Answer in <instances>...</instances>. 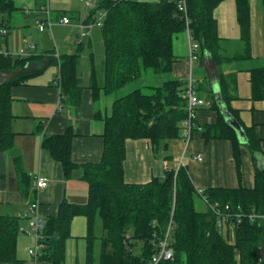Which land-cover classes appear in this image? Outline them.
<instances>
[{
  "label": "trees",
  "instance_id": "obj_1",
  "mask_svg": "<svg viewBox=\"0 0 264 264\" xmlns=\"http://www.w3.org/2000/svg\"><path fill=\"white\" fill-rule=\"evenodd\" d=\"M224 0H187L186 19L192 42L198 44V54L207 53L218 67L221 60L250 59L249 0H235L236 18L240 30L242 52L223 58L217 35L214 9ZM99 9L106 16L99 34L103 43L101 70L92 71L89 89L94 100L100 92L112 99L108 116L103 121V149L98 163L78 165L71 158L75 136L71 127L62 134L43 138L41 147L59 163L62 175L69 180L80 170V179L87 185L85 204L62 201L55 216L40 219L41 250L39 264H65L66 243L71 238V223L75 217L86 221L85 258L83 264H146L153 254L151 241L169 224L172 214L173 259L161 264H264V220L250 222L248 214L264 215V168H255L252 188L239 185L233 189L203 190L210 204L229 206L232 219L218 229L210 212L195 207L197 189L185 167L163 169V177H154L145 184L124 181L125 142L148 140L154 151L176 140H182V122L186 119L185 84L171 77L177 61L173 54L174 35L186 30V19L171 0H100ZM15 11L11 0H0V14ZM95 11H91L93 20ZM32 58L11 57L0 53V154L11 151L14 133L11 131V90L28 85L52 64L58 66L56 87L61 101L76 107L81 97V79L76 75V56L47 57L37 67ZM253 100L264 98V68L250 69ZM149 72V73H148ZM152 75L156 81L151 79ZM220 97L233 117L230 107L235 98L234 86L227 75L218 74ZM141 82L136 89L121 94L131 83ZM217 121L204 127L205 143L226 140L239 181L242 179L240 142L234 130L225 123L214 101ZM236 120V119H235ZM237 121V120H236ZM197 130L196 123L194 121ZM240 124V122H239ZM43 125L39 127V130ZM244 147L252 159L261 154L260 141L253 130L244 129ZM17 163V174L23 183L27 175ZM242 215L237 223L234 216ZM97 220L101 231L96 233ZM19 218L0 216V264H23L17 259L16 239ZM232 233V236H231ZM131 247L138 248L131 252Z\"/></svg>",
  "mask_w": 264,
  "mask_h": 264
},
{
  "label": "crops",
  "instance_id": "obj_2",
  "mask_svg": "<svg viewBox=\"0 0 264 264\" xmlns=\"http://www.w3.org/2000/svg\"><path fill=\"white\" fill-rule=\"evenodd\" d=\"M15 11L10 15L0 14V52H8L12 43L17 44L18 52L23 47L29 49L32 66L37 67L50 59L60 56H76V75L81 79V97L75 107L61 101L56 87L58 66L52 64L51 70L29 81L28 85L14 87L11 113V131L15 134L11 151L0 154V216L19 218V233L16 239L17 259L23 264H35L29 256L37 240L32 232V213L29 206L37 203L38 219L55 216L62 201L70 204H85L87 185L80 179V170L69 180L62 175L59 163L51 159L41 147L43 138L62 134L71 127L75 136L72 142L71 158L74 163H98L103 149V121L96 118L99 113L108 116L112 99L99 93L94 100L89 89L93 69L101 70L104 58L103 43L99 29L83 30L80 26L92 24L90 8H85L79 0H11ZM48 4L51 29L37 31L34 21L41 17V5ZM217 35L221 41L223 58H230L242 52L240 30L236 18L235 0L222 1L213 12ZM67 17L70 24L62 25L60 20ZM82 20V22H80ZM249 46L250 59L221 60L218 67L210 55L198 54L193 63L188 61L189 36L180 32L173 37V54L176 62L172 66L171 77L186 83L189 77L194 81L197 96L205 104L196 113L194 131L184 155V167L194 188L207 190L213 188L233 189L239 185L252 188L255 168H264V98L253 100L251 92L250 69L264 68V0H249ZM86 33H83L85 32ZM29 33L32 36H29ZM58 48V49H57ZM45 65V64H44ZM218 74L227 75L234 86L235 98L230 107L238 116L242 130L252 129L260 141L261 154L252 159L249 151L241 144L242 179L239 181L232 157L231 145L226 140H211L205 143L201 133L204 127L217 121L214 101L219 110L224 105L220 97ZM0 74V81L6 77ZM151 79L156 81L152 75ZM221 113V111H220ZM222 115V113H221ZM231 115V114H230ZM43 128L39 130V127ZM183 141L170 142L166 148L161 145L153 150L148 140H127L125 142V161L123 163L124 181L129 184H145L152 178H162L163 169L176 170L180 157L176 152L182 149ZM196 156H201L198 161ZM27 175L23 183L17 174V163ZM44 177L48 185L36 190L34 179ZM195 207L206 212L205 204L196 199ZM28 212V217L24 214ZM71 238L66 243L65 264H83L85 258L86 221L75 217L71 223Z\"/></svg>",
  "mask_w": 264,
  "mask_h": 264
},
{
  "label": "built area",
  "instance_id": "obj_3",
  "mask_svg": "<svg viewBox=\"0 0 264 264\" xmlns=\"http://www.w3.org/2000/svg\"><path fill=\"white\" fill-rule=\"evenodd\" d=\"M92 1L93 0H79L86 8H90L92 6ZM173 1V0H171ZM176 3V6L178 10L184 15L186 19V13H187V0H174ZM50 10L48 8V4L46 2L41 5V17H38L34 21V25L39 32H43L46 29L50 30L52 25L48 19L49 17ZM106 16V13L103 12L102 14H99V17L96 18L94 17L92 20V24H85L83 26H80L81 29L83 30H90L91 28H97L99 29L102 26L103 20ZM62 25H68L70 24V20L67 17H63L60 22ZM188 26V22L186 19V27ZM185 32L189 36V47H188V61L189 63H193L194 61L197 60V52L199 50L198 44L194 43L190 39V35L188 32V27L186 28ZM83 33H86L83 32ZM7 34L6 30H1L0 35L5 36ZM33 49L32 45H29L28 47H23L20 49V51L17 54L18 58H27L29 57L28 50ZM185 96L187 99V105H186V112L187 116L186 119L182 122V130H181V137L184 145V150L182 152L180 161L178 163L177 171L179 168L184 167V153L187 150V147L191 141L192 138V131L195 128V118H196V113L197 111L204 106L205 102L204 100L200 99L195 90L194 86V81L192 80L191 77L187 80L185 84ZM196 159L198 161H201L202 158L201 156H196ZM48 185V180L47 178L44 177H36L34 179V187L36 190H42L46 188ZM197 195L199 199L205 204L207 211L211 213L215 224L218 229H223L224 226L227 224L229 220L232 219V216L230 213H228L229 206L224 205L223 208H220V205L218 203L210 204L206 198L204 197L203 190L197 189ZM37 203L31 204L29 206V213H32V232L34 238L37 240L40 239V221L36 215L37 211ZM172 214H173V209L171 212V218L169 221L168 226L161 231L159 234H154L153 237L154 239L151 241L152 247L154 249L153 254L151 258L146 262V264H161L163 262H168L173 259V223H172ZM24 217H28V212L24 214ZM241 217L242 215L237 213L234 216V219H236L237 223L241 222ZM247 219L250 222H253L255 220H264V215H258V214H248ZM232 234V233H231ZM41 250V245L37 243L34 249L29 250V256L34 259L35 264H39L37 261L38 253Z\"/></svg>",
  "mask_w": 264,
  "mask_h": 264
},
{
  "label": "rangeland",
  "instance_id": "obj_4",
  "mask_svg": "<svg viewBox=\"0 0 264 264\" xmlns=\"http://www.w3.org/2000/svg\"><path fill=\"white\" fill-rule=\"evenodd\" d=\"M136 1H153V0H136ZM99 2H100V0H94L93 9L95 10V12H94V15L92 16L93 18H94V17L98 18V17H99V14H102V13L104 12L102 9H99V8H98ZM81 5L84 7L83 4H81ZM84 8H85V7H84ZM85 9H86V8H85ZM80 22H82V20H81ZM1 30H2V29H0V31H1ZM29 36H32V35L29 33ZM57 49H58V48H57ZM0 53H1V52H0ZM3 53H8V52H3ZM8 54H10L11 57H16V56H17V54H18L17 44L12 43V45H11L10 48H9V53H8ZM51 67H52V66H49L47 69H49V70L53 69V68H51ZM47 69H46V70H47ZM148 73H149V72H148ZM140 85H141V82L131 83L130 85H128L126 88H124V89L121 91V94H126V93H128V92H130V91L136 89V88L139 87ZM183 150H184V145H182V149H180V150H178V151L176 152V157H175V158H177V157H180V158H181V155H182ZM184 154H186V152H185ZM100 231H101V225H100V222L97 220V223H96V233L99 234ZM225 231H226V227H224V229H223V232H225ZM231 236H232V234H231ZM137 249H138L137 247L134 248V249H133V247H131V252H134V253H135V252H137Z\"/></svg>",
  "mask_w": 264,
  "mask_h": 264
},
{
  "label": "water",
  "instance_id": "obj_5",
  "mask_svg": "<svg viewBox=\"0 0 264 264\" xmlns=\"http://www.w3.org/2000/svg\"><path fill=\"white\" fill-rule=\"evenodd\" d=\"M220 111L224 117V121L227 125H229L235 132L236 137L240 144H246L247 137L245 135V132L242 130L241 126L238 124V122L233 118L232 115L229 114L227 109L224 107V105L220 106Z\"/></svg>",
  "mask_w": 264,
  "mask_h": 264
},
{
  "label": "bare ground",
  "instance_id": "obj_6",
  "mask_svg": "<svg viewBox=\"0 0 264 264\" xmlns=\"http://www.w3.org/2000/svg\"><path fill=\"white\" fill-rule=\"evenodd\" d=\"M151 258V257H150Z\"/></svg>",
  "mask_w": 264,
  "mask_h": 264
}]
</instances>
